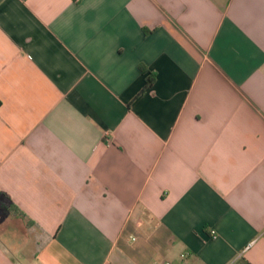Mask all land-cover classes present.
<instances>
[{
	"label": "crops",
	"instance_id": "1",
	"mask_svg": "<svg viewBox=\"0 0 264 264\" xmlns=\"http://www.w3.org/2000/svg\"><path fill=\"white\" fill-rule=\"evenodd\" d=\"M166 261L264 264V0H0V264Z\"/></svg>",
	"mask_w": 264,
	"mask_h": 264
},
{
	"label": "trees",
	"instance_id": "2",
	"mask_svg": "<svg viewBox=\"0 0 264 264\" xmlns=\"http://www.w3.org/2000/svg\"><path fill=\"white\" fill-rule=\"evenodd\" d=\"M142 69H143V68H142ZM146 81H147L148 84H150V83L152 82V80H151L150 77H148V78L146 79ZM34 225H36V224H34ZM40 247H41V244H40V242L38 241V242L36 243V250H38Z\"/></svg>",
	"mask_w": 264,
	"mask_h": 264
},
{
	"label": "built area",
	"instance_id": "3",
	"mask_svg": "<svg viewBox=\"0 0 264 264\" xmlns=\"http://www.w3.org/2000/svg\"><path fill=\"white\" fill-rule=\"evenodd\" d=\"M211 237H215V232L213 230L210 231ZM164 264H171L169 261L164 262Z\"/></svg>",
	"mask_w": 264,
	"mask_h": 264
}]
</instances>
